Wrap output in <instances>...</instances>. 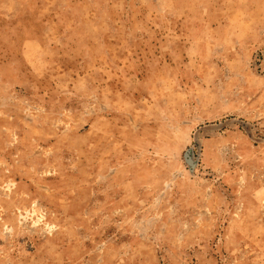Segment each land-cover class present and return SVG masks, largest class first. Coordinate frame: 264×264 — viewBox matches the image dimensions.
Wrapping results in <instances>:
<instances>
[{
  "label": "rangeland",
  "instance_id": "1",
  "mask_svg": "<svg viewBox=\"0 0 264 264\" xmlns=\"http://www.w3.org/2000/svg\"><path fill=\"white\" fill-rule=\"evenodd\" d=\"M0 264H264V0H0Z\"/></svg>",
  "mask_w": 264,
  "mask_h": 264
}]
</instances>
